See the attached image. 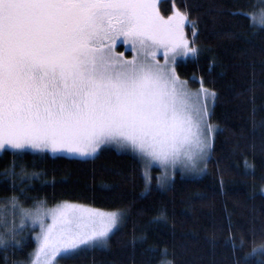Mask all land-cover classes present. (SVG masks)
<instances>
[{
    "label": "snow or ice",
    "instance_id": "obj_1",
    "mask_svg": "<svg viewBox=\"0 0 264 264\" xmlns=\"http://www.w3.org/2000/svg\"><path fill=\"white\" fill-rule=\"evenodd\" d=\"M232 14L246 16L250 27L258 21L264 31V7ZM188 17L179 8L163 16L158 0H0V151L86 157L114 143L149 163L203 171L214 133L206 101L210 94L214 103L217 94L202 82L191 91L176 71L178 56L200 52L198 22ZM121 39L137 55L116 53ZM151 179L145 173L146 188ZM157 179L163 184L171 177ZM5 199L19 206L15 195ZM42 203L35 212L21 208L41 227L30 264H55L105 242L123 215L67 201L41 214ZM0 229V245L20 243L14 222L5 217ZM231 240L233 248L244 246L243 239ZM248 257L244 264H264V243Z\"/></svg>",
    "mask_w": 264,
    "mask_h": 264
},
{
    "label": "trees",
    "instance_id": "obj_2",
    "mask_svg": "<svg viewBox=\"0 0 264 264\" xmlns=\"http://www.w3.org/2000/svg\"><path fill=\"white\" fill-rule=\"evenodd\" d=\"M261 7V0H158L163 16L179 8L198 22L200 52L177 60L179 77L189 88L202 82L217 94L210 107L216 130L202 175L176 172L169 185L146 188L138 157L112 146L89 158L6 149L0 152V212L13 195L23 207L70 201L123 211L104 245L60 256L58 264L252 259L248 253L264 243V31L232 13ZM186 33H192L187 24ZM5 170L15 174L5 177ZM22 231L19 244L0 246V264L29 260L35 241L30 230ZM232 237L244 246L233 248Z\"/></svg>",
    "mask_w": 264,
    "mask_h": 264
},
{
    "label": "rangeland",
    "instance_id": "obj_3",
    "mask_svg": "<svg viewBox=\"0 0 264 264\" xmlns=\"http://www.w3.org/2000/svg\"><path fill=\"white\" fill-rule=\"evenodd\" d=\"M256 23H259V22L257 21ZM118 45H121L120 50H118V48H117ZM127 50L130 51V54H128V55H126L125 52H124V51H127ZM115 52L116 53H122L123 57L127 58V59H131L133 56L137 55V53L131 49L130 42L126 43L123 39H121V40H119L117 42V44L115 46ZM157 58L160 59V60H163V56L162 55H159ZM181 58H184V56H178L177 60L181 59ZM189 89L191 91L195 92L199 88H189ZM209 90H211V89H209ZM201 99L203 100V94L201 95ZM206 102H207L208 107L210 109V107L212 105V98H211L210 94H209L208 99H207ZM212 125L214 126V131H215L216 130V126L214 124H212ZM103 146H112V147H114V148H116L118 150L128 151V152H131L134 155H136L138 157V159L140 160V163H141V170H142V174H143L144 180H145V173H147L148 175H150L152 177L150 184L154 185V186H157V187H165V186L169 185V183L173 179L174 174L176 172L180 173L181 175L189 176V177H198V176L202 175L203 172H204V170L201 171V172H194V171H189V170L182 171L179 165H177L175 169H173L171 167V165H169L167 168H165L163 165H161V163L159 161H151L149 163L147 160L141 158L137 153L132 151L130 148H120L118 145H116L114 143L106 144V145H103ZM27 150L39 151V150L30 149V148L27 149ZM40 152H46V153H48L50 155H64V156L77 157V158H89V157H92V156L95 155L94 154V155H91V156L81 157L78 154L69 153L67 151L52 152L50 150H45V151H40ZM200 167L205 169V163L201 164ZM154 168H156L155 171H153ZM165 175L168 176V177H171V179L165 181L163 184L158 182L157 178L158 177H163ZM145 183H146V181H145ZM63 202H65V201H63ZM63 202L57 203V204H55L53 206H46V205L41 204L40 205L41 214L44 213V210L55 208L58 205H61ZM67 202H70V201H67ZM71 203H76V204L83 205V206H86V207L96 208V207H93V206H90V205H86V204H82V203H78V202H71ZM6 205L7 206L0 212V220H3V218L6 217L7 220L9 221V224L14 222L18 226V230L15 233V240L16 241L20 240L21 233L24 232L22 230H27L28 229V230H30L32 232V237H33V239L35 241V248L33 249L29 260L25 263V264H30L31 259L33 257L34 250L38 247L37 234H39L41 232V227H40V222L39 221H36L35 223H33L31 216H23V213L21 212V208L28 209V210H30L32 212H35L36 208H37V205H35L33 207H23V206H21L19 204L18 207H13V205L10 203V201H8ZM96 209H100V208H96ZM103 210H105V211H115L116 209H103ZM22 218L24 219L25 222H24V225L21 226L20 225V221H21ZM45 222L46 223H51L52 222L51 221V217L50 216H45ZM0 231H3V229H0ZM10 238H11V234H9V239ZM105 242H98L96 245H104ZM13 245H17V244L13 241L8 246H13ZM0 246L4 247V245H0ZM55 264H58L57 260L55 261Z\"/></svg>",
    "mask_w": 264,
    "mask_h": 264
}]
</instances>
